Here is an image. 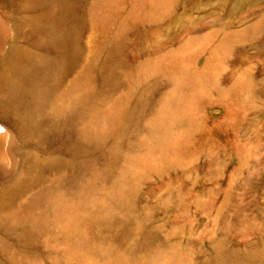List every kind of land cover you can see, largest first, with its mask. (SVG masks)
<instances>
[{
    "label": "rangeland",
    "instance_id": "rangeland-1",
    "mask_svg": "<svg viewBox=\"0 0 264 264\" xmlns=\"http://www.w3.org/2000/svg\"><path fill=\"white\" fill-rule=\"evenodd\" d=\"M67 1L0 0V264H264V0H70L42 74Z\"/></svg>",
    "mask_w": 264,
    "mask_h": 264
},
{
    "label": "bare ground",
    "instance_id": "bare-ground-1",
    "mask_svg": "<svg viewBox=\"0 0 264 264\" xmlns=\"http://www.w3.org/2000/svg\"><path fill=\"white\" fill-rule=\"evenodd\" d=\"M69 1L70 0H68L64 4V6L61 8L58 16L55 18L54 22L51 23V25L53 27L51 33L45 35L44 46H45V49H46V52H47L46 53L47 56H46L45 60L42 62V65L38 69V71L41 72L42 74H45L49 70V68L51 66V63H52V60L54 58L48 52H51V50L54 47L59 46V43H60L59 40L60 39H62V42L61 43L66 44L65 50H66V53L68 54V56L71 55V50H70L71 40H70V37L67 36L65 34V32H64V28H65V26H66V24L68 22V18H69V11H68ZM114 50H116V49H114ZM25 58H26V60L28 62H30V61L32 62V60L34 58V55L31 52H26L25 53ZM36 68H38V66ZM96 69L98 70V68H95V70ZM9 130H7V132L5 134H3V135H2V133L0 131V139L2 138V143H3V146L5 148H8V146L11 145L12 139H13V136H14V133L11 132L12 130H10V131ZM6 136H9V139L8 140L5 139ZM1 148H2V146L0 147V154H2V156L4 154L6 155L7 149L5 151H3ZM6 157H4L5 160H6Z\"/></svg>",
    "mask_w": 264,
    "mask_h": 264
},
{
    "label": "water",
    "instance_id": "water-1",
    "mask_svg": "<svg viewBox=\"0 0 264 264\" xmlns=\"http://www.w3.org/2000/svg\"><path fill=\"white\" fill-rule=\"evenodd\" d=\"M3 125V126H8V127H10L11 128V125L10 124H8V123H6L5 121H3V120H0V125Z\"/></svg>",
    "mask_w": 264,
    "mask_h": 264
},
{
    "label": "snow or ice",
    "instance_id": "snow-or-ice-1",
    "mask_svg": "<svg viewBox=\"0 0 264 264\" xmlns=\"http://www.w3.org/2000/svg\"><path fill=\"white\" fill-rule=\"evenodd\" d=\"M3 129H0V131H2Z\"/></svg>",
    "mask_w": 264,
    "mask_h": 264
}]
</instances>
